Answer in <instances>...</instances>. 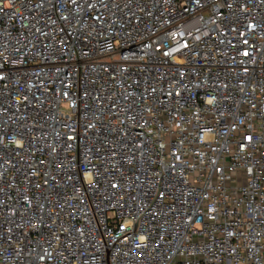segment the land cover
Segmentation results:
<instances>
[{"label": "built area", "instance_id": "1", "mask_svg": "<svg viewBox=\"0 0 264 264\" xmlns=\"http://www.w3.org/2000/svg\"><path fill=\"white\" fill-rule=\"evenodd\" d=\"M0 264H264V0H0Z\"/></svg>", "mask_w": 264, "mask_h": 264}]
</instances>
